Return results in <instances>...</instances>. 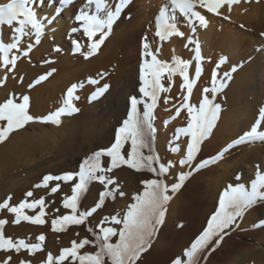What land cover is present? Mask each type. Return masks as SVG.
I'll return each instance as SVG.
<instances>
[{"label": "bare ground", "instance_id": "bare-ground-1", "mask_svg": "<svg viewBox=\"0 0 264 264\" xmlns=\"http://www.w3.org/2000/svg\"><path fill=\"white\" fill-rule=\"evenodd\" d=\"M255 1L244 2L243 0L240 3L233 4L231 10L225 4L220 8L221 15L206 13L207 27L196 25L198 28L195 33H192L187 19L181 18L177 13L175 22L178 27L180 20H185L183 23L185 31L184 29L182 30L185 32V35L183 37L172 36L168 40L160 41L155 35V17L159 13L160 8L168 3V0H131L113 22L110 34L103 45H101L98 53L85 59L81 53L88 50L87 38L83 36L82 30L71 33V29L73 27H80L75 17L82 10H87L89 13H92L94 6L89 5L87 0H71V3H66L65 0H43L41 3L40 0H36V3L32 7L36 10L38 17L40 16L42 19L47 17L53 22L49 24L47 19L44 20L45 32L41 36V42L39 44H35L34 36L22 38L21 50L26 48L29 43H32L34 47L28 57L20 56L15 71L11 75H8L9 79L5 82L7 85L1 88L0 84V94L5 98L9 91H13L15 92L14 95L17 96V101L20 100L23 94L28 95L30 97V113L39 117L45 116L60 108L67 89L73 84L78 85L75 89V95L79 99L74 100V103L80 111L72 116L63 118L59 126L52 128V132L58 130L62 134V131L64 133H80L81 135L87 133L86 135H89L90 142L94 146H97L102 141L101 136L108 135L109 137L110 135L111 137L112 135L113 138L116 130L121 126L123 120L127 118V112L130 109V97L136 96L138 99L142 98V93L139 92L141 86L139 63H143L145 60V56L143 55V45L145 42L150 45L152 50L159 49L155 54L161 61H167L172 64L173 57L192 61L189 67V75L194 78L196 63L194 60L195 45L187 44L188 39L186 38L190 36L187 34L191 33L193 39L199 41L203 59L201 61V77L194 84L189 103L198 105L204 95L203 90L205 88H211V77L214 69L217 71L219 79L225 80L226 87L215 94L214 102L221 105V110L210 136L202 143L201 151L197 154L196 159L192 161V164L181 166L179 160L186 155L188 137L182 133H178L177 130L187 126V110L182 109L179 116L175 119L170 118L175 116V107H178L183 102V97L187 92L186 89H181L183 81L178 73L172 77V81H168L167 78L162 80V84L166 88H169V91L158 94L159 100L153 110L152 123L156 129L153 146L160 163L167 164L169 161L173 163V166L169 168L167 174L168 179L174 180L173 182L175 183L180 172L190 171L200 161H211L213 157L217 156V153L225 149L241 133L250 130V127L258 117L254 110L255 104H260L264 100L261 95L262 92H260L261 89L259 90L258 88L259 77L257 78L258 74H263L259 70L264 65V48L258 49L260 46L264 47V40L260 36V33L264 31V0H258L259 2L257 3ZM2 2L7 3L8 0H0V4ZM116 3H118V0H108V4L112 10H114ZM197 10L200 11L199 8ZM239 25L244 27L240 28ZM0 29H2L4 42H10L12 28L4 25L0 26ZM73 39L79 40L83 45L81 52H73ZM57 47H59L60 51L54 50ZM13 51L15 52L16 50ZM51 57L56 58L53 64L50 66H40V61L50 59ZM221 57H226L229 60L226 66L220 64L222 66H219L217 69V64ZM228 66H230V79L224 77V73L228 72L226 70ZM51 67L56 69V71L45 82L34 84L36 78L39 77L38 74L43 70L50 71L49 68ZM233 67H235V71H232ZM1 68L4 70V67ZM3 70L0 72L2 77L8 74ZM103 73H106V75L101 76ZM90 78L98 80L99 84L89 83ZM30 84H34V86L29 87ZM104 84L110 85L109 89L99 99L90 101V95ZM249 97H252V99L249 100ZM165 98H168L167 103L165 102ZM143 100L150 102L148 97H143ZM95 106L99 109H93ZM138 108L142 112L143 103L138 105ZM87 112L90 114V117L87 116L89 117V121H87V118L83 120L81 117L83 113L87 114ZM75 116L81 118L77 119V122L71 121L73 123L71 124L72 127L69 125L64 128L62 125L63 122ZM104 120L108 121L110 125L108 126L106 122L104 123ZM35 122L31 126L32 128L40 129L38 132L41 137L47 133L48 135L52 133L45 130L44 125ZM237 122H241L240 125ZM98 123H100V128L96 127ZM27 126L25 127L27 128ZM37 135V132H31L25 128L13 132L5 143L0 144V164H2L3 159L12 154V150L9 151V148L14 146L15 143L18 146H22L25 143L27 144L29 140L31 141L33 137H37ZM38 137L40 138V136ZM111 141L110 139L106 142L107 144H104V147H110ZM28 145L31 146V144ZM177 145L179 146V151L173 152L170 150ZM29 148L28 146L27 149ZM130 149L131 146L126 151L124 148L121 149L123 150L121 153L125 158H127ZM147 150L144 149V151ZM263 150L264 141L233 145L224 154L223 158L217 159L215 163L210 162L204 168L194 170L192 175L184 181L182 187L175 194H172L174 196L165 205L166 211L163 224L171 228H174L176 223L181 224L177 221L180 218L181 208H188V220L185 222V225L182 223L185 227L181 230H186L188 234L190 233V238H194V242L207 227L212 215L218 210L219 198L223 190L229 184H251L252 173L249 170L252 164L250 163L247 166V171L238 172L239 168L249 163L251 159H256V154ZM104 157H106V161L104 162L108 168L111 163V158ZM22 159L20 158V160ZM10 160L13 159L9 158ZM244 166L246 168V165ZM136 171L128 165L121 164L116 168H112L111 171L106 172V175L108 177L110 176L111 180L113 178L116 180V185H126L123 189H118V191L109 187L110 191L113 194H118V196H120L119 193L121 191L127 196L132 195L137 185L132 182L133 177H136ZM144 171L142 170V173H140V182L152 178L151 176H147L145 174L146 172L143 173ZM237 176L240 177L239 180L236 179ZM96 183L97 185L99 184L98 182ZM26 187L21 189L26 191ZM19 191L17 190V194L14 192L15 196L19 195ZM118 198L116 201L121 200L120 197ZM93 201L94 198L90 197L88 203H93ZM258 202L252 208V213H259V210H263L264 200ZM89 207L87 206V208ZM120 213L118 214L120 215ZM7 218L9 220V217ZM93 224L96 225V223ZM235 224L227 230L228 235L226 234L218 245L214 239L209 247L200 254L199 264H246L245 260L248 259L247 257L251 258L254 252L257 255L264 254L262 247L257 246V244H248L249 234L253 233L256 235L260 230L249 233H242V230L241 232H237L235 231ZM7 227L6 229L8 230ZM231 231H233L232 235L230 233ZM182 234L185 235L186 232H182ZM161 239L159 238L160 241H162ZM173 240L169 244H165L166 241L164 242L163 240L159 244L151 245L146 251L145 256L137 264H173V261L178 257L186 261L187 258L184 256V252L191 244H173ZM67 261L68 259L63 261V263H67Z\"/></svg>", "mask_w": 264, "mask_h": 264}, {"label": "snow or ice", "instance_id": "snow-or-ice-1", "mask_svg": "<svg viewBox=\"0 0 264 264\" xmlns=\"http://www.w3.org/2000/svg\"><path fill=\"white\" fill-rule=\"evenodd\" d=\"M42 3L43 0H40ZM66 3H71V0H65ZM89 5L94 6V11L89 13L87 10H82L75 19L79 22L80 27H73L71 33H76L82 30V34L87 38L86 52L81 54L85 59L90 58L98 53L101 45L105 42L110 34L113 22L120 15L122 10L131 2V0H118L114 10L109 6L108 0H87ZM239 0H168V3L163 5L156 20V37L160 41L168 40L172 36L183 37L185 33L180 31L177 23V13L181 18H186L191 26L192 33L196 32V22L200 26L207 27L206 16L199 9L206 10L208 13L221 15L220 8L227 4L229 10L233 4ZM36 0H8L5 4H0V26L7 25L12 28L11 41L5 43L0 29V67H4L6 72H12L17 65L20 56L28 57L34 45L29 43L26 48L21 50V40L24 37L34 36L35 44L41 42V36L45 32V22L50 24L53 21L45 17H38L36 10L32 7ZM261 35H264L262 33ZM188 43L194 44L195 48V76L190 77L189 67L192 61L183 60L178 57H173V63L161 61L158 59L155 51L150 48V45L145 42L143 45V55L145 60L140 68L141 86L139 92L142 93V98L136 96L130 97V109L127 112V118L123 120L121 126L116 130L115 142L110 147L99 149L86 157L79 166L77 173H64L62 175L53 176L45 175L40 184L34 187H47L49 181H69L74 177H78L79 181L72 188V196L66 197L63 201V206L72 210V214L59 216L52 221L53 231H64L66 225H80L86 218L92 216L93 213L100 208L106 196L113 195L110 190H106L100 194L99 201L92 208L79 212L77 215L78 201L82 193L87 191V186L90 181L98 180L102 184H112L113 181L104 175V172H109L112 168H116L121 164L141 171L147 170L153 173L157 178L146 179L142 181L144 185L143 192L135 194L133 197L134 203L130 204L123 218L118 216L105 217L104 221L111 220L115 225H122L119 229L116 227H100V232L96 233L95 241H90L87 238L79 243L72 241L71 247L63 248L61 253L55 259L65 261L69 257L72 261H79V264H137L141 255L146 252L157 234L158 228L164 222L165 205L172 199L169 191L175 194L183 185L184 181L192 175L194 170H199L206 167L210 162L215 163L217 159L223 158L224 154L233 147V145H241L246 142H254L257 140L264 141V130H261L264 124V107H261L258 112V117L250 127V130L245 131L237 139L233 140L225 149L217 153L211 161L203 160L194 166L188 172H180L177 177V182L168 185L163 179L165 173L173 166L169 161L167 164L160 163L159 157L154 154L153 144L155 140L156 129L153 126V110L157 106L160 92H167L162 84V79L167 78L172 81V77L177 73L182 77L181 89H186L187 94L183 97V102L175 107V116L170 119H175L180 115L182 109L187 110V126L181 127L177 131L188 137L186 144V155L179 160V164L191 165L201 151V145L210 136L216 122L219 118L221 105L215 103V94L222 91L226 87V82L219 79L217 71L212 72V86L203 90V97L198 105L189 103L190 96L193 93L195 82L201 77L203 59L201 55L200 44L198 40H194L192 36H188ZM73 52H81L83 45L77 39L72 40ZM187 46V45H186ZM13 50H16L15 52ZM60 51L59 47L54 49ZM19 53V54H17ZM150 57V59H148ZM226 57H221L217 64V69L220 64L224 63ZM49 63V61H45ZM56 69H51L45 74L39 76L34 84H39L46 80L55 72ZM232 71H235L233 67ZM106 73L101 74V76ZM224 77L230 79V73L225 72ZM7 74L0 84L6 80ZM91 84H99L98 80L89 79ZM30 84L29 87H33ZM82 86V85H81ZM78 85L73 84L67 89L62 106L54 112H50L45 116H34L30 113V97L23 95L22 100L17 102L14 96H9L5 101L0 103V143L5 142L10 135L20 129H23L27 124L33 121L44 123H53L59 125L62 116H71L80 111L76 107L74 100L79 97L75 95V89ZM110 85L104 84L98 87L89 97V100L99 99L108 89ZM143 97H148L150 102L143 100ZM165 98V102L167 103ZM143 103V111L141 112L138 105ZM178 139V137H177ZM130 141L131 149L127 154V158L121 153L124 145ZM144 149H148L150 154H145ZM173 152L179 151V146L170 149ZM107 156L111 158V163L108 168H103L101 165V157ZM158 164V168L154 165ZM100 173V174H97ZM240 179L239 176L236 177ZM59 189V184L51 189L55 193ZM124 196V192L119 193ZM31 191L26 193V197H32ZM9 196L0 203V210L15 214L13 223H19L21 220L28 221L33 224L42 225L45 223L43 219L46 214L44 198L34 199L28 202L27 199L21 201L18 205L11 206L9 204ZM264 200V172L259 170L257 165L256 178L251 181V187L246 188L245 184L237 183L229 184L222 192L219 198L218 210L212 215L208 221L207 227L203 232L192 242L190 247L185 250L184 256L187 260L176 258L173 264H199L200 254L209 247L215 239L218 245L223 237L227 234V230L235 224L238 218L242 217L248 208L255 205L258 201ZM39 206L40 211L34 216L26 215L23 211L25 208H35ZM7 223L5 220H0V249L20 251L21 248L28 249L30 252H35L41 248L40 244H27L23 239L14 242L11 238H6L3 234V225ZM103 223V221H102ZM264 224V221H261ZM89 231H93L91 228ZM118 236L116 242H111L112 238ZM43 241L45 236L41 234L38 238ZM95 243L98 246V251L95 253L80 254L79 249L85 245ZM107 258V259H106ZM11 258L9 257V260ZM54 258L51 253L47 257V264H53ZM21 264H30V262L21 261Z\"/></svg>", "mask_w": 264, "mask_h": 264}, {"label": "rangeland", "instance_id": "rangeland-1", "mask_svg": "<svg viewBox=\"0 0 264 264\" xmlns=\"http://www.w3.org/2000/svg\"><path fill=\"white\" fill-rule=\"evenodd\" d=\"M242 1L243 0H241V1L239 0L238 3L242 2ZM247 1L253 2V0H244V2H247ZM255 2L257 3L259 1L257 0ZM2 4H5V2H2ZM197 8H199V7H197ZM200 11L203 15L207 16L206 13H208V12L206 10L200 9ZM213 15H215V14H213ZM39 18L42 19V17H40V16H39ZM184 21H185L184 19L180 20V24L178 27L180 31H182L183 29L185 31V28H183ZM196 25H200L198 21L196 22ZM240 25H242V23H240ZM240 25H239L240 28L244 27V26H240ZM197 28H198V26L196 27V29ZM246 30H247V28H246ZM262 33H264V31H262L260 33V36H262V39L264 40V35H261ZM187 35L192 36L191 33H189ZM187 44H188V40H187ZM263 48H264L263 46H260L258 49H263ZM260 55H261V53H260ZM52 59H55V60H52ZM47 60L48 61L50 60L49 63H45V61H47ZM228 60L229 59L227 58L224 62L225 64L222 63V65L226 66V63L228 62ZM18 61H17V63H18ZM55 61H56V58L51 57L50 59L48 58L44 61H40L39 64H40V66H50ZM139 65H140V67H139V73H140V68H141L142 63H139ZM222 65H220V66H222ZM0 69H2V68L0 67ZM15 69L12 72H6L5 68H4L5 71L3 69L2 70L5 73H8L7 79H9L8 75H11L15 71ZM49 69L51 70L54 68L51 67ZM2 70H0V72H2ZM226 70H228V72H230V66H228V68H226ZM263 70H264V65H262V68L259 70L260 73H263V74H261V75L258 74L257 78L259 77L258 78V88H259V90L261 89L260 92H262L261 95L264 98V91H262V90H264V71ZM45 71L46 70H43L42 72H40L38 74V76L45 74ZM5 75H3V77H2V75H0V80H3ZM7 79L4 80V83L7 82ZM42 82H45V80ZM4 83L1 84V88L5 87L7 85L6 83L5 84ZM11 92H12V94H11ZM6 93H8V92H6ZM14 94H15V92L9 91V93L7 94V97H5V98H3L2 94H0V103L5 101L10 95L17 98V96ZM23 95H25V94H23ZM23 95L21 96L20 100L17 102L21 101ZM251 99H252V97H249V100H251ZM258 104H255L256 106L254 109L255 114H257V116H258L259 109L261 107H264L263 106L264 100H262V102L259 105ZM93 109H99V108L98 107L96 108V106H95ZM87 116L90 117V114H88V112H87V114L83 113V115L81 117L83 120H85L84 118H87V121H89V117H87ZM65 117H68V116L65 115V116L61 117V122H62V119ZM81 117L77 118L75 116L72 119L71 118L69 120L67 119V120H65L66 122L64 121L62 125L64 128H66L69 125H70V127H72V125H71V124H73L72 122H75V121L77 122V119H80ZM34 122L35 121L30 122L29 124H27L28 126L26 125L27 128L26 127H24V128L28 129L31 132H34V131H35V133L37 132V134H38L37 137H33V139L31 140L32 142L29 140L28 141L29 143L27 142V144L25 143L22 146H18L15 143L14 146L9 148V151L12 150V154L9 156H15L16 158L7 156L1 162L2 164H0V203H2L9 196L11 197V199L9 200V204L11 206L18 205L21 201H24L26 199L28 202H31L34 199H40L41 197H43L44 201H45L44 211L46 213L43 217V219L45 220V223L42 225H38V224H33V223H30V222L24 221V220H21L19 223H13V221L15 220V214L7 211V209L0 210V220L7 221L8 220L7 217H9V220L7 221V223L9 222V224L5 223L3 225V228H2L3 234L6 238H11L14 242H16L20 239H23L25 241V243H27L29 245L40 244L41 248L36 250L35 252H30L28 249H25V248H21L19 252L15 251V250H2V249H0V264H21V261L30 262V264H47V257L49 255V253H51L53 258H54L53 264H68V263L69 264L70 263L71 264H79V261H72L71 258H68L67 263H63V261H58L55 258L60 255L61 250L63 248L71 247L72 241H76L77 243H79L81 240H83L85 238H87L90 241H95L96 233L100 232V227H98V225H101L103 227H116L117 229L122 227V225H115L111 220L104 221V218L105 217H111L113 215L118 216V217L120 216V218H123L124 214L127 212L128 206L130 204L134 203L133 202L134 201L133 200L134 195L143 192V185H142V182H140V178H141L140 173H142V170L136 171V173H135L136 177L134 176L132 179V182L134 184H137L132 195L127 196L125 194V196H118V194L114 193L113 195L116 198L114 196H106L103 205L100 208H98L97 211L92 214V216L86 218L82 224H80V225L69 224V225H66L64 231H53L52 221L54 219H56L59 216L72 214L71 209L65 208L63 206V201L66 197L72 196V194H73L72 188H73L74 184L79 181V178L74 177L73 180H69V181H64V180L49 181L47 187L42 186L40 188H36L34 186L37 184H40L43 180V177L45 175H48V174H51L53 176H57V175H62L64 173H68V172L77 173L79 171L80 164L82 163V161L86 157L90 156L92 153H94L95 151H97L99 149L105 148L104 144H107L106 142H108L110 139L112 140L111 144L115 142L116 132L114 133L113 138H112V135H111V137H110V135H109V137H108V135L101 136V138H102L101 140L104 142L101 141L102 144L100 143L97 146H94L89 140V135H86L87 133L82 134V135L80 133L79 134L69 133V132L64 133V131H62V129H60V128H59V130H61L63 132V134L58 130L53 131L54 132L53 133L52 128L54 126H59V125H56L53 123H44V122L36 121L37 123L44 125L45 130H47L48 132L50 131V133L52 132L51 134H49L50 135L49 136L47 131H45L47 134L45 136L43 135L44 137L43 136L41 137L40 133L38 132V131H40V129L39 128H32V126H31V124ZM69 122H71V123H69ZM103 122L104 123L106 122L108 126L110 125L108 123V121H106V120H104ZM240 123L241 122H239V123L237 122V124H239V125H240ZM99 124L100 123H98V125L96 126L97 128H100ZM49 125H50V127H49ZM261 130H264V124H263V126H261ZM243 133H241V135ZM38 136H40V138ZM5 142H3V143H5ZM259 142H262V141H260V140L254 141V143H259ZM0 144H2V143H0ZM28 144H31V146ZM111 144H110V146H111ZM260 144L262 145V143H260ZM255 145H259V144H255ZM28 146L30 147L29 149H27ZM130 146L131 145H130V141H129L124 145L123 148L126 151ZM25 147H27V148H25ZM20 148H22V149H20ZM153 149H154V146H153ZM21 150L22 151L25 150V151L22 153ZM121 151H123V150H121ZM167 151H169V149H167ZM25 152H27V153H25ZM144 153L146 155L150 154L148 150L144 151ZM13 154H15V155H13ZM154 154H155V149H154ZM256 156H257L256 159H253V160L251 159L249 163L244 164V165H246V168L243 165V167L239 168V171H238V172L245 171V170L247 171V166H249L251 163L252 165H251V168L249 170L252 173L251 181L256 178L257 165H259V170L264 172V166H263L264 165V150L260 153H257ZM9 158L13 159V160L9 161ZM20 158H23L22 159L23 161L20 160ZM101 161H102L101 165H103L102 167L107 168L106 163L104 162V161H106V157H104V156L101 157ZM7 164H9V165H7ZM154 166L158 168L159 165L156 164ZM143 173H145L147 176H151L152 178H157L153 173H150L147 170H145ZM97 174H100V173H97ZM103 174L106 175V172H104ZM106 176L108 177V175H106ZM14 177H15V179H14ZM31 178H32V180H31ZM109 178L111 179L110 176H109ZM159 178L163 179L165 181V183H167L168 185H171L172 183H174L173 182L174 180L168 179L169 177H168L167 173H165V175L163 177H159ZM170 180H171V182H170ZM28 181H30V182H28ZM112 181H113V184L115 185V187H113L114 186L113 184H112V186H111V184H107V183L102 184L98 180L90 181L88 186H87V191L81 194L80 199L78 201L77 215L79 214V212L86 211V210L92 208L93 206L91 207V205L94 203L96 204L99 201L100 194L102 192H104L106 190H110L111 187H112V189L114 188L115 191H118V189L121 190V189H123V187L126 186L125 184L116 185V183H115L116 180H114V178L112 179ZM96 182H98L99 184L97 185ZM95 183H96V185H95ZM57 184H59V189L55 193H53L51 191V189L53 187H55ZM247 185H245L246 188L250 189L251 184L249 183ZM25 186H27L26 191L24 189H21V188H24ZM94 189H95V191H94ZM17 190H20L18 193L19 195L15 196V193L17 194ZM29 191H31L33 193L32 197H26V193ZM169 193H171V191H169ZM170 196L173 197L174 195H172V193H171ZM90 197L94 198L93 203L92 202L88 203V200ZM118 197H120L121 200H123L124 198L125 199L123 201H121V200L116 201L117 199H119ZM107 203L108 204L112 203V204L108 205ZM257 203H259V202H257ZM95 204H94V206H95ZM117 204H118V206H117ZM256 204L251 206L250 208H248L247 211L244 213V215L237 219L236 224H235V228H236L235 231L241 232V230H242V233H245V232L249 233V232L260 230V232L257 233L256 235L253 233H250L251 235L249 234L250 237L248 238V244H252V245L257 244V246H260V247H262V249H264V224H261V221H264V208H263V210L262 209L259 210V213H252L253 212L252 208H254L256 206ZM89 205H90V207H89ZM87 206L89 208H87ZM110 206H112V207H110ZM117 208L121 213L117 210ZM116 210H117V212H116ZM188 210L189 209L186 207H185V209H184V207L181 208L180 218L177 220L181 224L176 223L174 228L168 227L164 224L160 225L158 228L157 234L153 238L151 245L159 244V243L163 242V240H164V242L166 241L165 244L166 243L169 244V242H171L173 239H174L173 244H185V243L186 244H192L191 241L193 242L194 238H192V237L190 238V235H189L190 233L188 234L186 230H181L182 228L185 227L184 226L185 222L188 220V218H187ZM23 211L26 215L34 216V215L39 213L40 208H39V206H37L35 208H31V209L25 208V209H23ZM115 213H117V214H115ZM118 213H120V215ZM5 215H7V216H5ZM101 215H103V216H101ZM102 221H103V223H102ZM93 223H96V225ZM182 223H184V225H182ZM7 226H9V227H7ZM6 227L8 228V230L6 229ZM90 228L93 231H89ZM15 229H17L18 231ZM13 230H14V232H13ZM18 232H19V234H18ZM182 232H186V234L183 235ZM232 232L233 231L230 232L231 235H232ZM41 234H43L45 236V239L43 241H39L37 239ZM227 235H228V233H227ZM159 238H162L161 239L162 241H160ZM185 238H187V239H185ZM117 239H118V236H115L112 238L111 242L114 243V242H116ZM185 240H190V241L186 242ZM225 242H227V241H225ZM96 251H98V246L95 243L85 245L82 249H79L80 254H82V253L84 254V252L95 253ZM250 252L252 253V251H250ZM38 253H40V254H38ZM145 254H146V252H144L141 255V257L138 261H140L145 256ZM9 257L11 258L10 260H9ZM263 257H264V254L257 255V253L254 252L253 255L251 256V258L247 257L248 259H246L245 262H246V264L247 263L248 264H263L264 263ZM258 261H261V262H258Z\"/></svg>", "mask_w": 264, "mask_h": 264}]
</instances>
